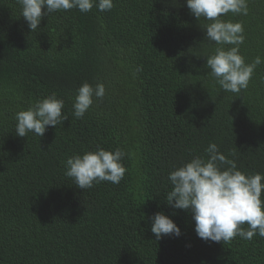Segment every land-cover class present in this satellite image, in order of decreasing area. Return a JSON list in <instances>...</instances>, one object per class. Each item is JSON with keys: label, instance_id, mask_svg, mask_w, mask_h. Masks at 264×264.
Listing matches in <instances>:
<instances>
[{"label": "trees", "instance_id": "16d2710c", "mask_svg": "<svg viewBox=\"0 0 264 264\" xmlns=\"http://www.w3.org/2000/svg\"><path fill=\"white\" fill-rule=\"evenodd\" d=\"M113 3L53 12L32 31L17 0H0V264H264V238L204 241L192 214L165 198L169 172L207 158L210 143L238 170L264 174V63L247 89L227 92L206 66L209 21L186 0ZM224 19L242 22L247 63L264 57V0ZM85 82L106 92L77 119ZM52 93L68 119L19 137L16 113ZM97 148L129 153L127 171L119 184L82 190L65 162ZM159 212L180 236L156 239Z\"/></svg>", "mask_w": 264, "mask_h": 264}, {"label": "clouds", "instance_id": "9594fccd", "mask_svg": "<svg viewBox=\"0 0 264 264\" xmlns=\"http://www.w3.org/2000/svg\"><path fill=\"white\" fill-rule=\"evenodd\" d=\"M17 3L32 31L45 16L56 11L78 9L87 13L96 7L103 12L114 7L113 0H17ZM186 4L197 20L209 21L205 26L206 37L216 44L214 52L207 56L209 75L227 92L240 93L247 89L264 57L257 56L247 63L240 53L245 40L244 26L224 17L230 12L246 16L248 0H186ZM105 92L103 83L95 87L83 83L74 98V117L82 119L94 99H102ZM64 106V100L55 93L34 102L16 113L15 133L19 137H27L28 133L43 137L47 127H56L68 119L62 114ZM205 152L207 158L196 155L169 172L172 188L166 193V203L189 211L197 236L204 241L227 243L236 237L251 240L256 235L264 238V174L238 170L235 160L222 154L215 143H210ZM126 155L129 153L121 148L114 151L97 148L83 155L75 154L65 162V175L73 178L82 190L103 181L119 184L127 171L122 163ZM152 219L151 232L157 240L164 235L180 236V228L163 212L156 213ZM245 223L247 229L243 227Z\"/></svg>", "mask_w": 264, "mask_h": 264}, {"label": "bare ground", "instance_id": "6f19581e", "mask_svg": "<svg viewBox=\"0 0 264 264\" xmlns=\"http://www.w3.org/2000/svg\"><path fill=\"white\" fill-rule=\"evenodd\" d=\"M246 139V138H245Z\"/></svg>", "mask_w": 264, "mask_h": 264}]
</instances>
